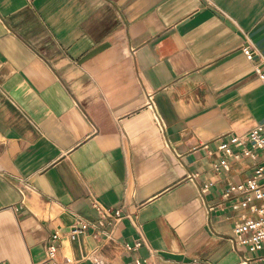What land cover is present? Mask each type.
<instances>
[{"label": "crops", "instance_id": "crops-1", "mask_svg": "<svg viewBox=\"0 0 264 264\" xmlns=\"http://www.w3.org/2000/svg\"><path fill=\"white\" fill-rule=\"evenodd\" d=\"M257 63L264 0H0V263L42 264L59 231L72 264H263L222 192L264 154L214 168L264 124Z\"/></svg>", "mask_w": 264, "mask_h": 264}, {"label": "built area", "instance_id": "built-area-1", "mask_svg": "<svg viewBox=\"0 0 264 264\" xmlns=\"http://www.w3.org/2000/svg\"><path fill=\"white\" fill-rule=\"evenodd\" d=\"M243 51L249 59H254L255 51L251 46H243ZM255 70L259 77L264 81V68L260 64H255ZM147 106L155 109L153 95H148ZM156 119L161 123L160 116L156 113ZM245 146L243 152L252 158H256L259 153L264 154V124H258L251 128L245 134H225L218 139V149L224 154L219 161L214 163L216 170L229 169V157L235 154V147ZM209 146V144H206ZM211 152V151H210ZM210 184H205L203 190H207ZM222 198L227 206L240 210L241 214L234 226V241L238 245H246L250 251L255 252L264 248V164H259L253 171V175L245 182L229 184L222 192ZM92 205L98 210L101 216V222L112 218L114 224L128 217L131 220L132 215H123L121 209L106 207L99 199L92 198ZM80 222H83L80 220ZM86 225H75L69 230V235L76 238L85 231ZM61 234L56 232L52 236V242L48 244L46 258L42 264H72L68 261L60 260L57 254L59 246L58 241ZM146 243L144 237L136 239L133 246L128 248H138ZM264 264V256L261 257ZM101 257L93 259L92 264H102ZM6 264V263H0ZM138 264H141L138 262Z\"/></svg>", "mask_w": 264, "mask_h": 264}]
</instances>
